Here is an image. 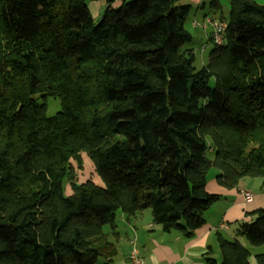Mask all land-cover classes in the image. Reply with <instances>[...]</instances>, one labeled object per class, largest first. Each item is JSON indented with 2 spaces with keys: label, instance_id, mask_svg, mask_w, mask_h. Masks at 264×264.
Instances as JSON below:
<instances>
[{
  "label": "trees",
  "instance_id": "trees-1",
  "mask_svg": "<svg viewBox=\"0 0 264 264\" xmlns=\"http://www.w3.org/2000/svg\"><path fill=\"white\" fill-rule=\"evenodd\" d=\"M87 1L0 0V264H111L118 212L192 237L221 199L213 168L227 189L264 187V3L230 0L197 70L180 0L108 6L98 23ZM83 154L101 185L76 180ZM249 215L206 264H250L237 238L264 246V208Z\"/></svg>",
  "mask_w": 264,
  "mask_h": 264
},
{
  "label": "crops",
  "instance_id": "crops-1",
  "mask_svg": "<svg viewBox=\"0 0 264 264\" xmlns=\"http://www.w3.org/2000/svg\"><path fill=\"white\" fill-rule=\"evenodd\" d=\"M114 1V3H109V0L87 1L88 9L95 21L102 18L108 6L114 10L120 7L123 2L132 0ZM258 2L262 4L264 0H258ZM216 4L219 6L218 9L215 8ZM229 4L230 0H180L178 3V5L190 7L185 28L193 36L192 43L194 41L202 43L200 44V51H204L203 53L206 52V49L214 47L212 44L213 24L228 22V16H230ZM187 48L194 50L196 56L199 53L198 49ZM210 154L213 156L212 150ZM219 175V170L210 169L206 191L209 194L221 196V199L205 211V224L192 237L188 238L179 232H163L160 226L152 223L150 211L145 210L136 217H128L120 212L114 224L116 225L115 230L110 237L112 241L116 242L118 248V254L111 264H131L129 262L130 251L133 246L139 251L140 257L146 264H206V258L208 257L220 262L219 234L221 233L230 240L235 239L234 232L238 224L251 221L249 214L257 209L264 208V189L259 194L254 193L252 185H249L251 189L247 185L227 189L217 183ZM94 182L101 185L98 179ZM244 192H250L253 198L245 200L242 194ZM223 225L226 227L221 228ZM108 231L110 232L111 228ZM237 239L241 242V245L250 250L249 263L258 264L255 256L264 253V246L249 247L245 239L241 237Z\"/></svg>",
  "mask_w": 264,
  "mask_h": 264
},
{
  "label": "rangeland",
  "instance_id": "rangeland-1",
  "mask_svg": "<svg viewBox=\"0 0 264 264\" xmlns=\"http://www.w3.org/2000/svg\"><path fill=\"white\" fill-rule=\"evenodd\" d=\"M115 1H113L114 3ZM116 8V6H115ZM101 20V18H99L98 20H96L95 22L98 23ZM201 42L198 41H194L193 43H189L186 46L187 47H192L194 49H198L199 53H197V59L195 62V67L198 69H201L205 66V63H207V59H208V55L211 51V47L209 49H206V52L203 53L202 51H200L201 49ZM211 86L215 85L214 80H211ZM59 99H54V98H49L48 100H46V104H47V113L48 116H54L57 112H59L61 110V104L60 101H58ZM212 155L209 153L208 154V158H210ZM83 158V164H84V169L82 171H78V174L75 175L76 176V180L78 182H83V181H87V180H92V181H97V179L100 181V178L95 175V171H94V167L92 165V163H90V159L83 154L82 155ZM101 182V181H100ZM240 185H247L248 187H250L252 185V189L254 191L255 194H259L262 192V189H264L263 187V181H261V178H246L243 181H240ZM248 183V184H247ZM250 185V186H249ZM240 187V186H239ZM70 186L69 184H67L66 186V195H69L71 193V189H69ZM251 189V187H250ZM120 212L117 213V215H119ZM109 226H105V231L109 230Z\"/></svg>",
  "mask_w": 264,
  "mask_h": 264
},
{
  "label": "built area",
  "instance_id": "built-area-1",
  "mask_svg": "<svg viewBox=\"0 0 264 264\" xmlns=\"http://www.w3.org/2000/svg\"><path fill=\"white\" fill-rule=\"evenodd\" d=\"M210 23V22H209ZM224 30H226V26L221 23L213 24V32H212V40L214 44L221 45L222 42H224ZM244 195L245 200H251L253 198V195L250 192H244L242 193ZM226 226H222L221 228H224ZM131 264H146L143 259L140 257L139 251L136 249V247H132L130 251V261Z\"/></svg>",
  "mask_w": 264,
  "mask_h": 264
}]
</instances>
